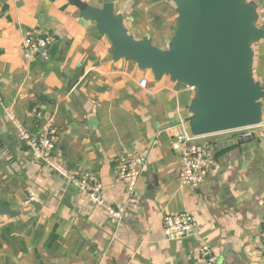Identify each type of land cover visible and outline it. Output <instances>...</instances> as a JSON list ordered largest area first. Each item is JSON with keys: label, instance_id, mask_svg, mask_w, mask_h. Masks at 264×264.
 I'll return each instance as SVG.
<instances>
[{"label": "crops", "instance_id": "obj_1", "mask_svg": "<svg viewBox=\"0 0 264 264\" xmlns=\"http://www.w3.org/2000/svg\"><path fill=\"white\" fill-rule=\"evenodd\" d=\"M256 1L264 25V0ZM114 7L138 39L166 47L175 35L169 0H114ZM26 31L53 37L48 58H25ZM112 52L75 0H0L4 105L34 133L56 128V160L96 174L107 203L126 207L112 224L105 207L35 159L0 104V204L19 211L0 215V264H208L204 242L218 264H264V146L236 132L202 137L214 164L200 187L182 184L172 143L188 123L193 91ZM255 52L254 75L264 87V40ZM146 148L148 166L129 200L116 166L124 153ZM30 189L35 200L27 204ZM184 211L197 219L194 233L168 238L164 216Z\"/></svg>", "mask_w": 264, "mask_h": 264}, {"label": "water", "instance_id": "obj_2", "mask_svg": "<svg viewBox=\"0 0 264 264\" xmlns=\"http://www.w3.org/2000/svg\"><path fill=\"white\" fill-rule=\"evenodd\" d=\"M177 11L176 32L166 47L149 37L136 38L117 13L114 0L102 7L75 0L81 14L98 25L113 46V58L132 59L155 79L193 89L187 122L205 137L259 125L264 116V87L254 75L256 45L264 40L256 0H169ZM15 211L0 204V215ZM24 213V210L21 211Z\"/></svg>", "mask_w": 264, "mask_h": 264}, {"label": "built area", "instance_id": "obj_3", "mask_svg": "<svg viewBox=\"0 0 264 264\" xmlns=\"http://www.w3.org/2000/svg\"><path fill=\"white\" fill-rule=\"evenodd\" d=\"M53 42L54 39L51 35H36L32 31H26L23 38V54L28 60L37 56L46 59L50 54ZM141 83L145 86L147 79H142ZM186 87L191 91L193 89L189 85ZM0 104L5 106L1 93ZM5 111L16 127L18 138L26 144L35 159L66 178L69 183L85 193L93 204L105 207L112 224L118 225L122 221L126 207H115L107 203L103 194V184L96 174L91 171H70L56 160L54 155L58 140L56 128L47 125L43 130L34 133L17 119L11 106H5ZM232 132L238 133L241 138H258L264 146V116L259 125ZM201 138L193 135L189 124L186 123V120H182V132L175 137L172 143L173 149L180 155V180L182 184L193 188L200 187L214 164V157L209 147L200 141ZM149 152L147 148L126 152L118 160L116 176L125 184L129 200L136 195L139 178L148 166ZM34 200L35 193L30 189L29 199L26 203L31 204ZM163 222L165 234L170 239H182L190 236L197 227L196 217L185 211L166 214ZM261 239L264 244V220ZM201 254L208 264H218L217 257L208 243L202 244Z\"/></svg>", "mask_w": 264, "mask_h": 264}]
</instances>
